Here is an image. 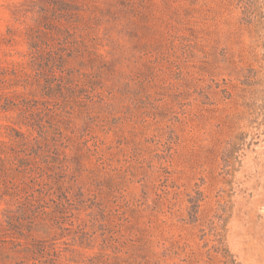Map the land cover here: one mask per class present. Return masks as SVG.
Listing matches in <instances>:
<instances>
[{
    "label": "rangeland",
    "instance_id": "rangeland-1",
    "mask_svg": "<svg viewBox=\"0 0 264 264\" xmlns=\"http://www.w3.org/2000/svg\"><path fill=\"white\" fill-rule=\"evenodd\" d=\"M0 264H264V0H0Z\"/></svg>",
    "mask_w": 264,
    "mask_h": 264
}]
</instances>
